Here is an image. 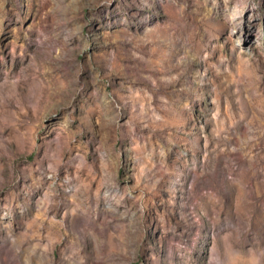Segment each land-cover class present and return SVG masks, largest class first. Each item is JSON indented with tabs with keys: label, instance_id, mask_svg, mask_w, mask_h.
<instances>
[{
	"label": "rangeland",
	"instance_id": "374dc122",
	"mask_svg": "<svg viewBox=\"0 0 264 264\" xmlns=\"http://www.w3.org/2000/svg\"><path fill=\"white\" fill-rule=\"evenodd\" d=\"M0 264H264V0H0Z\"/></svg>",
	"mask_w": 264,
	"mask_h": 264
}]
</instances>
